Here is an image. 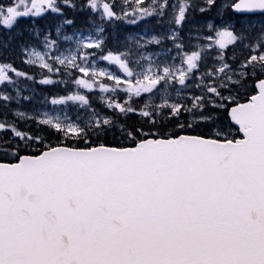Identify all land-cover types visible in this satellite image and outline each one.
Wrapping results in <instances>:
<instances>
[{"label":"snow or ice","instance_id":"1","mask_svg":"<svg viewBox=\"0 0 264 264\" xmlns=\"http://www.w3.org/2000/svg\"><path fill=\"white\" fill-rule=\"evenodd\" d=\"M0 264H264V0H0Z\"/></svg>","mask_w":264,"mask_h":264},{"label":"trees","instance_id":"2","mask_svg":"<svg viewBox=\"0 0 264 264\" xmlns=\"http://www.w3.org/2000/svg\"><path fill=\"white\" fill-rule=\"evenodd\" d=\"M39 87H40V86H39V85H37V88H38V89H39Z\"/></svg>","mask_w":264,"mask_h":264}]
</instances>
